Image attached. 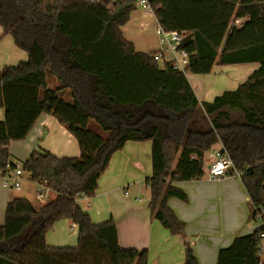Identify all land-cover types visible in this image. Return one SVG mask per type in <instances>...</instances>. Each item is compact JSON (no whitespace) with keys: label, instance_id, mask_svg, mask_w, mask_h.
<instances>
[{"label":"trees","instance_id":"obj_1","mask_svg":"<svg viewBox=\"0 0 264 264\" xmlns=\"http://www.w3.org/2000/svg\"><path fill=\"white\" fill-rule=\"evenodd\" d=\"M165 31H187L180 44L186 72L206 75L216 65L258 63L235 90L201 102L186 73L128 40L122 27L138 0H0L3 35L28 53L0 71V174L17 169L9 150L39 117L57 118L78 142L77 157L35 151L23 172L54 195L40 207L14 197L0 224V264H148L147 250L123 248L115 223L96 224L78 201L92 198L112 156L128 142L152 143L149 207L173 235L185 221L168 200L188 201L174 183L200 179L215 146L233 160L249 197L250 219L264 207V0H148ZM236 19L242 22L235 25ZM162 61V64H160ZM58 82L49 87L48 75ZM68 90L72 101L60 93ZM95 121L107 134L89 128ZM78 230L75 246L54 247L47 234L60 220ZM262 225L222 248L217 264H264ZM185 264H199L188 246Z\"/></svg>","mask_w":264,"mask_h":264},{"label":"crops","instance_id":"obj_2","mask_svg":"<svg viewBox=\"0 0 264 264\" xmlns=\"http://www.w3.org/2000/svg\"><path fill=\"white\" fill-rule=\"evenodd\" d=\"M157 25L155 15L139 7L132 12L131 20L122 27V31L137 50L157 52L161 50ZM2 35L3 29L0 27V71L4 66H16L28 59V53L15 45L12 36L1 38ZM237 65L247 68L230 69ZM258 67V63L223 65L224 69L221 67L217 71L231 75L226 76L229 86L226 90H235ZM200 86L192 85L199 100ZM214 97L200 101H212ZM3 119L4 109L0 108V121ZM9 150L13 159L23 152L25 160L35 151H47L59 158L77 157L80 154L75 137L56 117L48 113L39 117L25 140L12 141ZM151 150V141L128 142L112 156L109 167L99 179L95 196L78 201L96 224L110 220L115 223L121 247L147 250L148 264H185L186 251L190 246L199 264H217L220 249L230 246L235 238L251 234L261 227V221L250 219L249 197L243 183L235 189L229 185L223 186L231 176L227 175L213 180L216 188H209L208 183L200 182L199 179L174 183L189 197L188 202L178 198L168 200V206L186 223L184 234H171L153 217L149 207L151 191L147 179L153 171ZM209 152L205 158H209ZM37 187L36 181L25 177L20 190L7 188L0 177V213L6 211L7 203L12 198L20 197L19 193L34 206L40 207L42 204L37 197ZM145 187L149 193L146 201H142L137 196ZM54 195L52 193L51 197ZM4 221L5 217L0 224ZM72 229L73 234L78 236L77 226L71 220L58 221L47 235L48 244L54 247L75 246L77 241L69 238ZM260 255L264 262V237Z\"/></svg>","mask_w":264,"mask_h":264},{"label":"built area","instance_id":"obj_3","mask_svg":"<svg viewBox=\"0 0 264 264\" xmlns=\"http://www.w3.org/2000/svg\"><path fill=\"white\" fill-rule=\"evenodd\" d=\"M140 8L145 9L147 12L152 13L151 6L148 0H138L137 4ZM242 22L241 19H236L234 24L238 25ZM156 32L159 38V43L166 44L167 48L157 51L155 54L156 59H162L163 57L167 61H173L174 67L180 71L187 73L186 68L189 64L188 54L180 49L181 42L185 39L188 32L187 31H165L162 27L157 25ZM206 168H204L205 173L208 179L218 180L227 175H231L236 178H241L244 172L235 169L233 160L231 157L222 151L221 147H213L209 152V160L206 162ZM2 183L7 188H15L20 190L24 181V172L21 165L17 166V169L10 172L8 175H1ZM52 192L45 184L38 183L37 187V197L39 202L43 205L51 200ZM88 198L82 196L81 198ZM80 198V199H81ZM264 216V207L260 208V212L257 215V221H261Z\"/></svg>","mask_w":264,"mask_h":264},{"label":"rangeland","instance_id":"obj_4","mask_svg":"<svg viewBox=\"0 0 264 264\" xmlns=\"http://www.w3.org/2000/svg\"><path fill=\"white\" fill-rule=\"evenodd\" d=\"M158 40V38H157ZM161 47H163V49H166L167 48V45L166 44H161ZM160 64H162V61H160ZM224 69L223 66H219V65H216L213 69V72L211 73V75H202L200 76L201 74H192V73H189L187 72L186 75L188 76L189 78V81L190 83L195 87L196 85L200 84L201 89H199L198 91V94H199V97L201 98L200 100L203 101L204 98L208 99V98H212L214 97L215 95H219L221 94L224 90L228 89V84L227 83V77L226 76H229L231 77V75L229 74H226L225 72H219L217 70L219 69ZM243 68H247V67H244L242 65H237L236 67H233L230 68L232 70H244ZM236 77H239L237 74H234ZM48 82H49V87L51 88H56L59 84L57 82V80L55 79L54 76L52 75H48ZM202 95H204V97H202ZM60 96L62 98H64V100H66L67 102H71L72 101V97H71V94L68 90H64L63 92L60 93ZM89 128L99 134V135H102V136H106L107 134L101 129V126L96 123L95 121H91V123L89 124ZM19 155L20 156H15L13 161L17 164H20L22 165V161L25 160V154L23 152H19ZM207 160H209L208 157L205 158L204 160V168L205 165L207 164ZM207 173H205V176L203 175L199 181L200 182H203V183H208L209 185V188L210 187H215V182L211 179H208L207 176H206ZM24 177H28V174L25 173L24 174ZM229 180H226L225 183H223V186H226V185H229V187H231V189H235L237 188L239 185L241 186L242 184V181L240 178H236V177H228ZM216 188V187H215ZM219 191V190H218ZM148 191L146 189V187L144 188L143 191H140L138 193V196L137 197H140L142 199V201H146L147 197H148ZM20 197L22 195V193H19L18 194ZM188 195V193H187ZM189 197V196H188ZM188 202V201H187ZM5 217V212H1L0 213V222L3 221ZM75 229V228H74ZM74 229H72V231L70 232V236L69 238L72 239V240H75L77 241V235L76 234H73L74 232ZM48 235V234H47ZM74 241V242H75Z\"/></svg>","mask_w":264,"mask_h":264}]
</instances>
